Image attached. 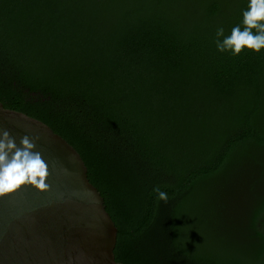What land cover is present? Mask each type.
Segmentation results:
<instances>
[{
	"label": "trees",
	"instance_id": "obj_1",
	"mask_svg": "<svg viewBox=\"0 0 264 264\" xmlns=\"http://www.w3.org/2000/svg\"><path fill=\"white\" fill-rule=\"evenodd\" d=\"M192 3L0 0V102L81 155L118 263L264 264V50L216 49L248 0Z\"/></svg>",
	"mask_w": 264,
	"mask_h": 264
},
{
	"label": "water",
	"instance_id": "obj_2",
	"mask_svg": "<svg viewBox=\"0 0 264 264\" xmlns=\"http://www.w3.org/2000/svg\"><path fill=\"white\" fill-rule=\"evenodd\" d=\"M19 144L39 137L36 150L49 165L40 190L21 185L0 196V264H121L118 229L104 198L90 182L76 149L48 125L0 102V131Z\"/></svg>",
	"mask_w": 264,
	"mask_h": 264
},
{
	"label": "clouds",
	"instance_id": "obj_3",
	"mask_svg": "<svg viewBox=\"0 0 264 264\" xmlns=\"http://www.w3.org/2000/svg\"><path fill=\"white\" fill-rule=\"evenodd\" d=\"M242 24L225 36L223 27L216 31V49L220 53L238 56L245 49L254 53L264 50V0H248L242 12ZM222 38V39H221ZM39 137L23 136L19 144L7 131H0V196L16 190L21 185H32L46 190L49 165L36 150ZM159 200L167 201V193L155 189Z\"/></svg>",
	"mask_w": 264,
	"mask_h": 264
},
{
	"label": "rangeland",
	"instance_id": "obj_4",
	"mask_svg": "<svg viewBox=\"0 0 264 264\" xmlns=\"http://www.w3.org/2000/svg\"><path fill=\"white\" fill-rule=\"evenodd\" d=\"M200 2V0H193V3L191 4V7L189 8L190 13L192 14V10L194 8V5L197 6L196 3ZM233 184V183H232ZM251 184L250 181H246L243 185H238L237 187H231L224 193L225 195V215L227 218L229 217H241L240 212L243 210L242 206H246L251 204L253 202L252 193H251ZM250 189V190H249ZM235 190V191H234ZM247 191V193H246ZM242 193V195H240ZM248 194V195H247ZM250 194V195H249ZM239 214L236 216L235 214Z\"/></svg>",
	"mask_w": 264,
	"mask_h": 264
}]
</instances>
